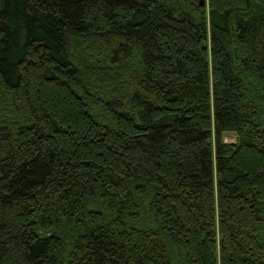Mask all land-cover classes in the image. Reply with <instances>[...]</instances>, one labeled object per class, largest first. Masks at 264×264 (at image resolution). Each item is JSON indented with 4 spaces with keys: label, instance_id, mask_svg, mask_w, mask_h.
Segmentation results:
<instances>
[{
    "label": "trees",
    "instance_id": "obj_1",
    "mask_svg": "<svg viewBox=\"0 0 264 264\" xmlns=\"http://www.w3.org/2000/svg\"><path fill=\"white\" fill-rule=\"evenodd\" d=\"M0 264H264V0H0Z\"/></svg>",
    "mask_w": 264,
    "mask_h": 264
},
{
    "label": "rangeland",
    "instance_id": "obj_2",
    "mask_svg": "<svg viewBox=\"0 0 264 264\" xmlns=\"http://www.w3.org/2000/svg\"><path fill=\"white\" fill-rule=\"evenodd\" d=\"M222 139L224 142L233 143L235 141V135L233 133H225Z\"/></svg>",
    "mask_w": 264,
    "mask_h": 264
},
{
    "label": "water",
    "instance_id": "obj_3",
    "mask_svg": "<svg viewBox=\"0 0 264 264\" xmlns=\"http://www.w3.org/2000/svg\"><path fill=\"white\" fill-rule=\"evenodd\" d=\"M200 4H204L205 0H198Z\"/></svg>",
    "mask_w": 264,
    "mask_h": 264
}]
</instances>
